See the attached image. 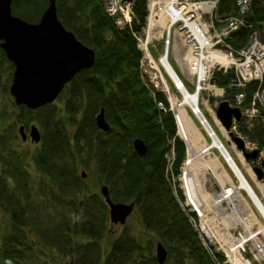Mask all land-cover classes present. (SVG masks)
Returning a JSON list of instances; mask_svg holds the SVG:
<instances>
[{
  "label": "trees",
  "instance_id": "1",
  "mask_svg": "<svg viewBox=\"0 0 264 264\" xmlns=\"http://www.w3.org/2000/svg\"><path fill=\"white\" fill-rule=\"evenodd\" d=\"M224 1L229 4L231 0ZM225 2L222 3L220 11L227 9ZM39 4L40 0H13L12 11L33 22L40 19H37L41 12ZM21 5L22 10H19ZM57 7L59 18L64 25L82 42L93 47L97 57L92 68L82 70L65 87L66 89L70 86L69 101L77 105V112L83 114V121L80 125L78 122L79 129L76 133L65 131L63 118L55 119L52 103L37 109L40 112L52 106L49 109L50 116L42 119V125L46 128L50 125V130L48 127L43 132L41 146L35 156L37 167L44 175L53 179L63 193H72L70 203L82 211L81 220L64 222L68 224V232L61 235L57 233L58 229L51 230L53 234H49L55 238V244L60 243V239L64 237L65 243L68 242L79 255L77 261L84 260L81 264H97L95 259L100 263L102 250L99 240L108 224V205L100 193L90 194L87 191L89 175L83 178L82 173H79L82 164L92 178L98 177V183L109 186L114 201L131 200L136 203L145 228L154 232L159 241L164 243L168 249L167 259L172 260V264H213L197 231L179 206L167 179L164 153L168 140L175 137V121L171 112L158 110L154 98L142 82L139 64L141 51L135 38L128 29L121 30L115 26L99 0H57ZM135 11V27H139L141 24L138 21L143 22L147 14L146 0H135ZM84 16L92 21L91 27L86 24ZM248 18L256 26L264 23V0H254L252 13ZM249 33L250 29L242 27L231 38V42L236 46H243ZM0 53L1 92L8 91L4 88L2 80L8 68L6 66L9 64L12 69L14 64L8 60L1 47ZM231 76L232 74L216 73L214 79L220 86L227 87ZM255 87L254 82L247 87L249 99ZM84 97L87 99L86 104L83 102ZM158 98L164 99L163 94L158 93ZM101 107H105L106 118L111 124L108 132L100 130L96 124L95 117ZM20 109L22 113L28 111V114L36 111L24 105H20ZM17 121L27 122L23 114ZM55 123L58 124L57 129ZM15 126L16 121L9 124L5 130L13 138ZM255 130L258 134L263 132L262 125L256 126ZM4 133L0 132V167L8 176L0 175V199L8 200V207L13 210V222L10 232L1 240L0 264L9 260L21 261L26 257L28 250L32 249L33 242L22 226L25 220L30 221L27 225L32 224L34 228L43 231L46 228V224L36 220L31 214L27 203L30 201V174L23 155L19 149L13 147L11 141H7ZM136 138L143 139L147 145L144 156H140L134 149L133 142ZM184 156V146L177 139V166ZM14 178L17 185H11ZM22 201H26L24 210ZM19 209L21 211H18ZM27 214L30 218H27ZM22 215L26 217L23 223L17 222V216ZM54 225L52 224V227ZM71 233L87 240L83 241V244L74 243L73 238H68ZM120 239H124V243L114 244L108 257H105L104 264H126L127 261L136 260V256L130 254L137 249L136 240L131 236ZM20 242L23 243V248L16 245ZM86 248L87 251H92L94 258L88 257ZM220 258L223 260L224 255L221 254ZM151 260L152 264H156L154 256Z\"/></svg>",
  "mask_w": 264,
  "mask_h": 264
},
{
  "label": "built area",
  "instance_id": "2",
  "mask_svg": "<svg viewBox=\"0 0 264 264\" xmlns=\"http://www.w3.org/2000/svg\"><path fill=\"white\" fill-rule=\"evenodd\" d=\"M99 1L115 26L128 29L135 38L141 51V78L158 110L173 114L176 134L169 139L164 154L165 172L189 223L216 264H234L232 257L238 264H264L260 238L264 234L259 228L264 215L253 209L254 202L242 192L240 176L230 162L263 196L264 38L247 17L254 0H232L224 12L219 11L224 0H146L147 14L143 22L138 21L139 27H135V0ZM242 27L251 32L245 45L238 47L231 38ZM217 71L232 73L228 89L215 82ZM253 82L256 87L249 99L247 87ZM158 93L164 99L158 98ZM223 100L242 111V118L234 119L230 129L217 113ZM180 107L185 108L197 139L187 131ZM256 122L263 127L260 134L255 132ZM234 138L243 141V148ZM177 139L185 149L179 166ZM255 151L256 158L246 157ZM255 168L262 170V178ZM219 174L226 178L225 185ZM187 175L204 178L200 191L195 190L197 183L190 189ZM233 187L240 196L229 205L220 196L231 189L230 198L235 197ZM221 207L226 212L221 213ZM218 252L223 253V260Z\"/></svg>",
  "mask_w": 264,
  "mask_h": 264
},
{
  "label": "rangeland",
  "instance_id": "3",
  "mask_svg": "<svg viewBox=\"0 0 264 264\" xmlns=\"http://www.w3.org/2000/svg\"><path fill=\"white\" fill-rule=\"evenodd\" d=\"M48 3H49V0H46V2L45 0H40L39 5L41 8V12L37 19L41 18L44 10L48 6ZM18 8L19 10H22V5H21V8L20 6ZM86 16H84V20H86L87 22L86 24L88 25V27L89 26L91 27L92 21L89 20V18ZM39 20H35V21H39ZM256 28L260 32L261 36L264 38V24H258ZM6 67L8 68L6 69V72L2 80L4 81V84H5L4 88H7L8 91L2 90L0 92V132L2 131L5 132L4 136L6 137L7 141L8 142L11 141L13 143V147L14 148L16 147L17 149H19V151L23 155L24 161L26 163V168L30 174V177H29L30 201H27V203L29 205L31 214H33L36 220H39L44 225L46 224V228H44L45 231L37 229V227L34 228L32 224L27 225V222H30V221L25 220L24 225L22 226L24 230L27 232V234L29 235V239H31V241L33 242L32 249L28 250V252L26 253L27 254L26 257L23 258V260L21 261L9 260L5 262V264H76L77 262L81 264V262H83L84 260L77 261V258H79V255H77V253L73 251L74 248H72L68 242L65 243L66 239L64 237L63 239H60L59 241L60 243L55 244L56 241L52 235L53 233L51 232V230L58 229L57 233H60L61 235L63 233L68 232L67 231L68 224L64 222L67 220H69V222H76V221L81 220L82 211H80L79 208L73 206L70 203L72 199L70 197L73 196L72 193L67 192V195L63 193L57 187V183L53 181V179L48 178L38 169L36 161H35V156L41 146L40 145L41 141L39 143H33L31 142L30 139H28V141H23L19 133V127L21 125H25L27 132H29L31 125L36 124L40 128L41 133L43 135V132H45V130H47L48 127L50 130V125L47 128L44 127V125H42V119L46 118L47 116L48 117L50 116L49 109H51L52 106H54L55 119L57 120V119L63 118L65 121V131H68L70 134H72L73 132L76 133L77 130L79 129V127L77 129L78 122L80 125L81 122L83 121V114L82 112H77V110H75V108H77V105L72 104L69 101L71 99L70 86L69 88H66L65 91L63 90L60 96L52 103L51 108L43 109L40 112H38L39 110L32 111V113H29V114H28V111H24L22 113L20 106L15 103L14 96L10 92V86L12 84L15 66L12 69H10L9 64H8ZM216 73L232 74L231 72L224 73L222 71H217ZM226 89H228V87H226ZM231 93L232 92L228 90L227 96H230ZM83 102L84 104L87 103V99L85 97H84ZM70 110H72V112H70ZM21 114L24 115L27 122L21 123L20 121H17L18 117ZM72 115H75V116H72ZM14 121H16V126L14 127L15 138H13L12 136H9L7 131H5L6 127ZM258 125H261V123L256 122L255 126H258ZM54 126L57 129L58 124L55 123ZM221 136L225 139L223 135ZM78 162L81 163L80 161ZM21 167H23L22 164H21ZM83 171H85L89 175L88 176L89 180H87L89 187L87 191L90 194L94 192L100 193V186L102 184L98 183L99 181L98 177L96 176L92 178L90 173L88 172V169L84 168L81 164L79 173L81 174ZM0 175L3 177L8 176L7 174H5V171L1 167H0ZM250 181L255 187L258 194L260 195L259 193L260 191H258L259 189L257 190L252 180ZM14 183L17 185L16 178H14V180L11 181V185H15ZM11 191L12 189L9 190V192ZM9 195L12 196V194H9ZM174 195L178 200L179 206H181L178 197L176 196L175 193ZM26 197L29 198L28 196H24V198ZM7 202L8 200L6 199H0V244L2 243L1 240L3 236L10 232L11 223L13 222V218H12L13 210L8 207ZM130 202H133V201L130 200ZM21 203H22L21 205L23 206L22 208L24 210L26 207L25 206L26 201H22ZM251 206L256 212H258L257 208L255 207L253 203H251ZM18 211H21V209H19ZM183 213L185 214L184 210H183ZM107 215L109 219L108 224L106 226V230L104 234L99 240V244L102 250V255H100L101 256L100 263L98 259H95L97 264H104L105 257L106 256L108 257V255L110 254V250L112 249L114 244L116 242L124 243L123 241L124 239H120V238H123L126 236H131L132 238L136 240V243H137V249H135V252L130 253L136 256L135 257L136 260L134 262L127 261L126 264H152L153 263V261L151 260L152 256L155 257L156 264H158L157 258H156V246H157V242L159 241V239L158 237H156V234L154 232L148 231L145 228L140 218V214L137 208H135L134 212L128 218L127 222L124 225H116V224L112 225L111 224L110 217H109V206H108ZM26 216L27 218H30L29 214H27ZM24 218L26 217H23L22 215V216H17L16 219H17V222L23 223ZM263 221L264 219L262 220V222ZM52 224H55V225L52 227ZM46 231H48V233H46ZM50 232L52 234H49ZM54 233H56L55 230H54ZM69 237L73 238L74 243L79 242L80 244H83L84 243L83 241L87 240L83 236L72 234V233L68 235V238ZM52 238L54 239L53 244H52ZM260 238L262 242L264 243L263 241L264 237L260 236ZM22 244L23 243L20 242V244H16V245L18 247H21ZM21 248H23V246ZM204 248L207 251L205 246ZM86 252H88L89 258H94V254H92V251L90 250L87 251V248H86ZM125 254L127 255L128 252L126 251ZM218 254L220 256L222 253L218 252ZM212 262L213 264H215L213 260ZM166 264H172V260L167 259Z\"/></svg>",
  "mask_w": 264,
  "mask_h": 264
},
{
  "label": "water",
  "instance_id": "4",
  "mask_svg": "<svg viewBox=\"0 0 264 264\" xmlns=\"http://www.w3.org/2000/svg\"><path fill=\"white\" fill-rule=\"evenodd\" d=\"M12 3L13 0H0V47L15 66L10 92L17 105L36 110L53 103L78 73L92 68L97 52L64 25L58 15L57 0H49L37 22L14 14ZM217 113L227 129L232 127L234 119L242 118L241 109L232 107L228 100L221 102ZM95 120L100 130L110 131L111 124L106 118L105 107L100 108ZM19 133L23 141L30 137L31 142L39 143L42 139L41 130L36 124L31 125L29 132L25 125H21ZM234 140L243 148L241 139ZM133 146L140 156L146 154L147 145L143 139L136 138ZM257 155V151L246 153L248 159ZM256 171L261 178L262 170L256 168ZM86 175L83 171L82 176ZM100 193L109 206L111 224L124 225L134 212L136 203L114 201L105 183L100 186ZM156 258L158 264H166L168 249L162 241L157 242Z\"/></svg>",
  "mask_w": 264,
  "mask_h": 264
},
{
  "label": "bare ground",
  "instance_id": "5",
  "mask_svg": "<svg viewBox=\"0 0 264 264\" xmlns=\"http://www.w3.org/2000/svg\"><path fill=\"white\" fill-rule=\"evenodd\" d=\"M223 2H225V1H223ZM231 3H232V0L230 1V3L228 4L227 2H225V4H224V6L226 5L227 6V9H224L223 11H220V9H219V11L220 12H224V11H226V10H228V8H230V7H228V6H231ZM223 5V4H222ZM221 5V6H222ZM221 8V7H220ZM252 8H253V6H252ZM252 13V11L250 12V14ZM249 14V15H250ZM249 15L247 16V17H249ZM249 19V18H248ZM250 20V19H249ZM251 21V20H250ZM252 22V21H251ZM253 23V22H252ZM264 24V23H263ZM254 25H255V27H256V24L254 23ZM258 26V25H257ZM246 28V27H245ZM241 29V28H240ZM239 29V30H240ZM249 29V28H248ZM70 30V29H69ZM72 31V30H71ZM250 32H251V29H250ZM250 34V33H249ZM249 37V36H248ZM248 40V39H247ZM236 46V45H235ZM239 47V46H238ZM214 77H215V75H214ZM232 77V76H231ZM142 79V78H141ZM215 80V79H214ZM143 82V81H142ZM215 82H216V80H215ZM69 84V83H68ZM67 84V85H68ZM218 84V83H217ZM66 85V86H67ZM219 85V84H218ZM65 86V87H66ZM221 87H223V86H221ZM226 88V87H225ZM63 92V91H62ZM33 110V109H32ZM37 110V109H36ZM179 110H180V112L182 113L181 114V119H182V121H183V123L185 124V126H186V129H187V131L192 135V138L193 139H197V137H196V135L194 134V131H193V128H192V124H191V120H190V118H189V116H188V114L186 113V111H185V108H182V107H180L179 108ZM231 162V165H233V167L235 168V170L238 172V174H239V176H240V180H241V188L243 189V191L242 192H244L246 195H247V198H248V200H250V201H252V202H254V204H256V206H257V209L264 215V195L263 196H261V195H259L258 194V192L255 190V188H253V186H252V184H251V182L248 180V178H246V176L244 177L247 181H245L243 178H242V174L240 173V171L238 170V168L236 167V165H234V162H232V161H230ZM235 162H236V160H235ZM189 174V173H188ZM219 176H220V181H221V183L223 184V185H225L226 184V178H224L222 175H220L219 174ZM186 183L189 185V187H190V189L192 190L193 189V186H192V184H198V186L197 187H195V190L196 191H200V189H202V187H203V183H204V178L202 177V176H199V175H196V176H189V175H187L186 176ZM200 188V189H199ZM260 188L262 189V190H264V187L262 186V185H260ZM234 190V193H235V197H233V198H230V195H232L233 194V192H231V189L229 190V191H226V193H224V194H221V196L220 197H222V199L223 200H225V201H228L229 202V205L231 204V203H234L235 202V199L236 198H239V193L235 190V188L233 187V189H232V191ZM237 190H238V187H237ZM263 194H264V192H263ZM239 206L238 205H236V208H238ZM247 207L249 208V210H250V207H249V205H247ZM240 208V207H239ZM241 209V212H243V208H240ZM220 211H221V213H223V212H226V208H224V207H221V209H220ZM251 211V210H250ZM256 213V212H255ZM247 215V214H246ZM247 217V216H246ZM242 219H245L244 217H242ZM241 221H245V220H241ZM241 221H228V222H241ZM259 228L262 230V232H263V234H264V221L263 222H260V226H259ZM260 236V235H259ZM232 260L234 261V264L236 263V264H238V261L236 260V258L235 257H232Z\"/></svg>",
  "mask_w": 264,
  "mask_h": 264
},
{
  "label": "flooded vegetation",
  "instance_id": "6",
  "mask_svg": "<svg viewBox=\"0 0 264 264\" xmlns=\"http://www.w3.org/2000/svg\"><path fill=\"white\" fill-rule=\"evenodd\" d=\"M28 139H30V137H28ZM28 139H27V141H28ZM136 208V207H135Z\"/></svg>",
  "mask_w": 264,
  "mask_h": 264
}]
</instances>
